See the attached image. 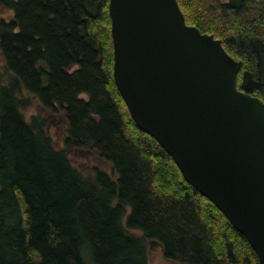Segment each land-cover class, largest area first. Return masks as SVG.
Here are the masks:
<instances>
[{"label": "trees", "instance_id": "16d2710c", "mask_svg": "<svg viewBox=\"0 0 264 264\" xmlns=\"http://www.w3.org/2000/svg\"><path fill=\"white\" fill-rule=\"evenodd\" d=\"M109 2L0 0L14 12L0 21L10 73L0 82V264H150L147 240L181 263L261 264L133 119L114 78ZM178 2L188 24L243 61L238 87L264 100V0ZM31 95L49 118L26 117ZM60 116L63 148L47 123ZM76 150L111 171L85 174Z\"/></svg>", "mask_w": 264, "mask_h": 264}, {"label": "water", "instance_id": "95a60500", "mask_svg": "<svg viewBox=\"0 0 264 264\" xmlns=\"http://www.w3.org/2000/svg\"><path fill=\"white\" fill-rule=\"evenodd\" d=\"M114 78L133 119L264 264V100L243 65L178 0H110Z\"/></svg>", "mask_w": 264, "mask_h": 264}, {"label": "rangeland", "instance_id": "374dc122", "mask_svg": "<svg viewBox=\"0 0 264 264\" xmlns=\"http://www.w3.org/2000/svg\"><path fill=\"white\" fill-rule=\"evenodd\" d=\"M13 13L14 12L11 8H7L0 5V21L3 19L10 20L11 18H13ZM9 75L10 73L7 69L6 59L0 47V82H6L9 79ZM30 98L31 104L24 109L26 117L31 118L33 115L41 114L49 118L48 115L49 113H51V111L48 109H44L43 105L39 102L36 97L31 95ZM47 123L49 126V131L53 137L54 144L58 147L63 148V136L64 132H66V130L63 132V129L61 127L63 125H66V123L63 122V118L60 116L59 122H55V120L49 119ZM59 127L61 128V130L59 129ZM71 158L74 165L78 166L80 170L87 175L92 172V167L95 166L111 171L110 165L105 160H103L96 153L91 154L87 150H76V152H71ZM136 233L139 235L141 234L139 232ZM146 244L148 260L150 264H186L172 259H168L165 256L163 246L159 242H152L151 240H147Z\"/></svg>", "mask_w": 264, "mask_h": 264}]
</instances>
